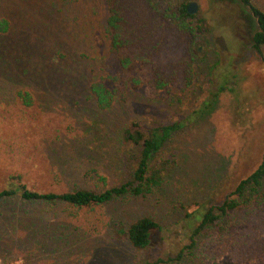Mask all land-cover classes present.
<instances>
[{"label":"rangeland","instance_id":"rangeland-1","mask_svg":"<svg viewBox=\"0 0 264 264\" xmlns=\"http://www.w3.org/2000/svg\"><path fill=\"white\" fill-rule=\"evenodd\" d=\"M158 2H195L194 14L210 27L190 46L200 58L192 83L155 96L128 89L100 108L90 87L118 70L105 33L106 0H0V190L20 181L57 193L120 185L137 162L139 146L123 138L132 122L146 135L184 123L151 160L166 163L161 185L146 197L107 203L110 223L98 233L62 202L1 199L0 264H138L173 256L187 240V214L221 203L261 162L264 64L250 46V9L241 0ZM251 2L264 11V0ZM161 51L176 56L166 42ZM225 70L234 73L233 91L205 107ZM143 216L160 228L138 250L114 230ZM216 264L234 263L225 256Z\"/></svg>","mask_w":264,"mask_h":264},{"label":"trees","instance_id":"trees-1","mask_svg":"<svg viewBox=\"0 0 264 264\" xmlns=\"http://www.w3.org/2000/svg\"><path fill=\"white\" fill-rule=\"evenodd\" d=\"M106 2L105 33L118 70L90 87L100 108L108 107L115 96L128 89L142 87L146 95L155 96L171 86L184 89L192 83L194 66L200 58L190 46L209 32L204 17L189 14L185 2L174 6L161 5L158 0ZM241 2L255 18L256 29L250 46L264 64V11L251 0ZM165 42L174 48L176 56H163L161 47ZM231 74L234 73L227 70L219 74L220 79H216L215 90L209 92L205 107H210L219 93L228 89ZM228 90L233 91L231 87ZM183 126V122H172L153 127L146 135L137 122H132L123 131V138L138 145L139 151L132 179L125 183L102 190L77 188L57 193L37 191L20 181L19 185L0 190V200L19 196L29 202H62L71 216H79L90 231L98 233L110 223L104 209L107 203L125 196L146 197L161 185L166 163L151 160ZM259 210H264V155L258 166L240 179L221 203L187 214L189 234L175 255L143 257L138 264H187L194 259L203 264H216L225 256L234 264H264V215ZM159 228L153 218L143 216L127 226L119 224L114 232L125 237L132 247L145 250L152 242L153 232Z\"/></svg>","mask_w":264,"mask_h":264},{"label":"water","instance_id":"water-1","mask_svg":"<svg viewBox=\"0 0 264 264\" xmlns=\"http://www.w3.org/2000/svg\"><path fill=\"white\" fill-rule=\"evenodd\" d=\"M197 10V5L195 2H189L187 4V11L189 14H194Z\"/></svg>","mask_w":264,"mask_h":264}]
</instances>
